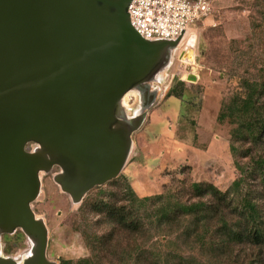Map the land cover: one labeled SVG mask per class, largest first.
<instances>
[{
    "label": "water",
    "instance_id": "water-1",
    "mask_svg": "<svg viewBox=\"0 0 264 264\" xmlns=\"http://www.w3.org/2000/svg\"><path fill=\"white\" fill-rule=\"evenodd\" d=\"M130 1L0 0V234L19 228L27 241L12 254L0 241V264H58L31 206L40 173L57 167L54 181L81 202L120 173L168 88L184 35L142 36Z\"/></svg>",
    "mask_w": 264,
    "mask_h": 264
},
{
    "label": "rangeland",
    "instance_id": "rangeland-1",
    "mask_svg": "<svg viewBox=\"0 0 264 264\" xmlns=\"http://www.w3.org/2000/svg\"><path fill=\"white\" fill-rule=\"evenodd\" d=\"M209 1L210 12L188 28L173 58L164 82L168 88L132 133V151L117 178L92 187L81 202L73 203L53 179L57 167L40 173V193L31 206L48 228V258L58 264L67 259L74 264L85 257L93 264H249L254 258L252 264H260L264 244L200 247L183 230L184 222L156 229L147 215L150 201L138 205L137 216L144 224L136 231L89 211L88 206L99 198L130 204L120 195L125 183L138 196L170 188L182 199L192 200L196 197L190 182H212L225 190L240 174L239 164L264 158V137L256 143L234 139L233 150L234 123L228 115L218 118L232 95L247 87L245 80H264V0ZM191 36L190 47L187 37ZM191 73L196 79L189 78ZM127 99L130 105L137 100L131 92ZM247 179L244 187L251 186L258 194L264 218V188L258 178ZM228 218H234L232 212ZM213 240L222 239L218 235ZM26 242L19 228L2 238L7 253Z\"/></svg>",
    "mask_w": 264,
    "mask_h": 264
},
{
    "label": "trees",
    "instance_id": "trees-1",
    "mask_svg": "<svg viewBox=\"0 0 264 264\" xmlns=\"http://www.w3.org/2000/svg\"><path fill=\"white\" fill-rule=\"evenodd\" d=\"M245 81L247 87L243 92L233 94L231 104L226 108L222 107L218 113L219 119L228 115L229 120L234 123L230 142L233 150L236 149L234 139L256 143L264 137V80ZM171 94L172 92L168 95ZM238 167L240 174L225 190L212 182H190V190L196 197L192 200L182 199L177 190L170 188L153 195L138 196L131 184L125 183V190L120 195L130 201V204L117 202L119 199L115 201L111 198H99L89 203V211L107 215L115 223L136 231L144 224L137 216L138 205L150 201L151 209L147 215L150 216L149 222L153 227L164 229L163 227L184 222L183 230L187 235L192 234V241L200 247L230 246L237 242L263 245L264 218L258 194L253 192L255 190L251 186H244L247 185L249 176L258 178L264 188V158L258 157L251 164H239ZM116 178L117 176L107 182H113ZM228 212L233 213V219L228 218ZM218 235L222 240L214 242V236ZM150 253L155 255L152 251ZM253 259L249 264H252ZM258 263L264 264V256L258 258ZM63 264H71V260H64ZM74 264H93V260L89 257L80 258Z\"/></svg>",
    "mask_w": 264,
    "mask_h": 264
},
{
    "label": "built area",
    "instance_id": "built-area-1",
    "mask_svg": "<svg viewBox=\"0 0 264 264\" xmlns=\"http://www.w3.org/2000/svg\"><path fill=\"white\" fill-rule=\"evenodd\" d=\"M209 0H131L130 21L144 37H176L210 12Z\"/></svg>",
    "mask_w": 264,
    "mask_h": 264
},
{
    "label": "bare ground",
    "instance_id": "bare-ground-1",
    "mask_svg": "<svg viewBox=\"0 0 264 264\" xmlns=\"http://www.w3.org/2000/svg\"><path fill=\"white\" fill-rule=\"evenodd\" d=\"M184 38H186V33H185V35H184V37H183V39H182V41L184 40ZM188 38V45L191 47L192 45H193V39H194V37L193 36H191V37H187ZM190 38V39H189ZM182 41L180 42V43H182ZM128 92H130V91H128ZM128 92L124 95V97H123V103H124V105H129L128 104V99H127V94H128ZM133 93V92H132ZM57 183V182H56ZM58 185H59V183H57ZM65 192V191H64ZM67 193V192H66ZM69 196H70V194L69 193H67Z\"/></svg>",
    "mask_w": 264,
    "mask_h": 264
},
{
    "label": "flooded vegetation",
    "instance_id": "flooded-vegetation-1",
    "mask_svg": "<svg viewBox=\"0 0 264 264\" xmlns=\"http://www.w3.org/2000/svg\"><path fill=\"white\" fill-rule=\"evenodd\" d=\"M6 233H2V234H0V241H2V238H3V236L5 235ZM20 249V247H18L16 250H15V252H17L18 250ZM5 250V248H3V243H2V251L3 252H5L4 251ZM14 252V253H15ZM5 253H7V252H5ZM13 253V252H12ZM11 252L10 253H8V254H12Z\"/></svg>",
    "mask_w": 264,
    "mask_h": 264
}]
</instances>
